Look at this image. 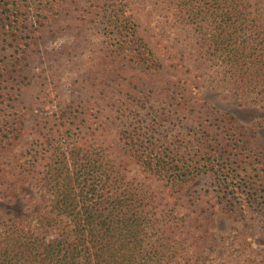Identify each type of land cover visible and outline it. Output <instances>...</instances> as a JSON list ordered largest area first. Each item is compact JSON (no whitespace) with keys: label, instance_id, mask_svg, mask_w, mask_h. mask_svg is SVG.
Here are the masks:
<instances>
[{"label":"rangeland","instance_id":"1","mask_svg":"<svg viewBox=\"0 0 264 264\" xmlns=\"http://www.w3.org/2000/svg\"><path fill=\"white\" fill-rule=\"evenodd\" d=\"M4 1L30 45L18 65L0 42V102L9 93L2 108L19 114L0 115V139L14 131L0 143V240L17 228L57 237L58 219L48 231L42 220L57 195L46 156L75 147L145 197L159 264H264V0ZM124 5L136 36L114 16ZM229 117L246 136L238 149ZM166 148L188 164L207 154L215 169L153 177L142 164ZM240 160L241 175L220 170Z\"/></svg>","mask_w":264,"mask_h":264},{"label":"trees","instance_id":"2","mask_svg":"<svg viewBox=\"0 0 264 264\" xmlns=\"http://www.w3.org/2000/svg\"><path fill=\"white\" fill-rule=\"evenodd\" d=\"M16 11V3L10 4L0 0V36L3 37L0 42L4 50L7 41L13 43L12 59L20 65L26 59L30 43H22V40L26 41L21 37L25 32L22 31L21 20ZM115 11L114 16L120 14L124 17L130 35L136 36L133 10L124 5L118 6ZM25 31L33 35L30 30ZM33 31L39 30L35 28ZM140 45L144 50L148 47L143 37L140 39ZM10 99V94L5 93L4 100L0 102V115L4 113V117L9 121L17 120L16 117L19 116L17 112L2 108ZM215 120L218 121L219 118L216 117ZM223 122L227 145L233 149H238L240 144L244 145L245 141L242 138L246 136L235 125L234 120L229 117ZM83 123L82 119L81 124ZM4 132L0 143H4L14 131L6 127ZM47 146L54 147L51 143ZM200 154L196 156L193 164H188L182 162V158L177 156L173 149L166 148L164 154L156 158L155 162L147 160L142 165L147 173L158 179H163L168 174L179 173L178 175L189 176L194 171L206 172L209 168L214 170L215 166L207 154H203L202 157ZM254 154L264 158V148H259ZM168 157L184 164L178 167L172 162L168 163L165 161ZM46 160L48 163L44 185L47 189L56 191L57 195L53 198L50 212L55 215V219L45 216L42 220L46 227L44 231H48L50 225L52 223L55 225L58 219V235L49 239H45V236L39 241L32 236L21 234L17 228V231L0 240V264L160 263L152 255L157 251L153 241L157 244L159 235L150 234L151 231L158 232V228L155 227L148 204L144 203L145 197L142 198L133 186L125 182L124 178L115 172L114 167H105L89 156L83 148L75 147H58L57 151L56 149L52 151L49 158L46 156ZM233 166L234 164L220 166V170L225 171L230 177L241 175L238 168L243 166L242 160L235 164L234 168ZM258 175L256 171L255 177ZM145 247L147 250H144Z\"/></svg>","mask_w":264,"mask_h":264}]
</instances>
